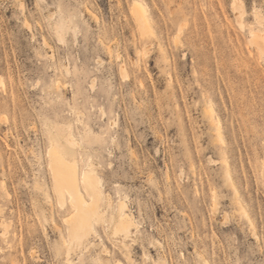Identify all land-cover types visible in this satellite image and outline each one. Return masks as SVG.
<instances>
[{
  "label": "rangeland",
  "instance_id": "rangeland-1",
  "mask_svg": "<svg viewBox=\"0 0 264 264\" xmlns=\"http://www.w3.org/2000/svg\"><path fill=\"white\" fill-rule=\"evenodd\" d=\"M141 1L0 0V264H264V0ZM51 144L109 197L87 237Z\"/></svg>",
  "mask_w": 264,
  "mask_h": 264
},
{
  "label": "bare ground",
  "instance_id": "bare-ground-1",
  "mask_svg": "<svg viewBox=\"0 0 264 264\" xmlns=\"http://www.w3.org/2000/svg\"><path fill=\"white\" fill-rule=\"evenodd\" d=\"M131 13L139 28L149 32L152 23L146 4L141 0H132ZM253 33L254 41L261 50H264V34ZM209 110L212 111L211 105ZM215 130L219 139L223 140L219 120L215 122ZM66 140L69 144H74L71 131ZM48 154L54 190L59 197L60 204H63L64 200L69 202V213L65 218L68 224L69 236L76 239L87 237L90 232H96V223L102 219V206L109 202L108 195L103 191L101 178L93 168L91 161H88L86 166L79 167L80 164L77 160L65 156L64 152L53 144L50 145ZM225 181H231L227 167ZM82 187L87 190L88 197L83 194ZM239 208L240 212L249 218L246 208L242 205ZM115 214L116 219L112 234L114 236L122 235L124 239L128 235L131 226L134 225L135 219L124 200L119 199L117 201ZM247 222H249L248 219Z\"/></svg>",
  "mask_w": 264,
  "mask_h": 264
}]
</instances>
